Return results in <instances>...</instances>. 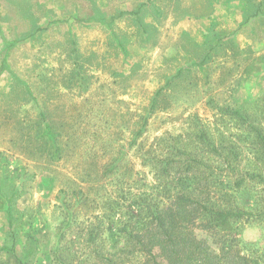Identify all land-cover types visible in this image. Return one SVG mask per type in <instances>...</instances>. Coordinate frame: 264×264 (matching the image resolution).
<instances>
[{
	"label": "rangeland",
	"instance_id": "1",
	"mask_svg": "<svg viewBox=\"0 0 264 264\" xmlns=\"http://www.w3.org/2000/svg\"><path fill=\"white\" fill-rule=\"evenodd\" d=\"M45 1L0 0V264H154L188 156L264 262V0Z\"/></svg>",
	"mask_w": 264,
	"mask_h": 264
},
{
	"label": "trees",
	"instance_id": "2",
	"mask_svg": "<svg viewBox=\"0 0 264 264\" xmlns=\"http://www.w3.org/2000/svg\"><path fill=\"white\" fill-rule=\"evenodd\" d=\"M200 138L203 139V134ZM213 150L210 144L208 152ZM190 158L188 156L189 164L185 165L186 170L179 178L187 181L190 178L193 187L183 182L166 203L149 205L147 211L139 204L135 211H146L153 225L143 232L130 231L126 234L128 240L139 244L154 264H159L156 257L161 255L167 264H264L260 259L242 253L237 238L229 229L230 222L250 217L251 212L240 207L215 208L207 193L201 190L202 180L207 179L206 170ZM241 180L236 178L233 187H239ZM197 229L214 240L211 242L199 235ZM212 244L217 245L213 247Z\"/></svg>",
	"mask_w": 264,
	"mask_h": 264
},
{
	"label": "crops",
	"instance_id": "3",
	"mask_svg": "<svg viewBox=\"0 0 264 264\" xmlns=\"http://www.w3.org/2000/svg\"><path fill=\"white\" fill-rule=\"evenodd\" d=\"M20 2H22L21 4H23L24 5V7H22L21 8V11H33V10H35L36 11V9L37 8H29L28 6L29 5H31L32 3H33V1L34 0H19ZM38 1H40V0H37V2ZM45 1V0H44ZM45 2H47V3H52V4H54V5H57V4H59V3H62L63 5H66L67 4V0H46ZM248 2H250V0L249 1H246V5L244 6V2L243 1H240L239 2V4L241 3V8H240V10H242V14H243V9H245L246 11L248 10ZM223 4H224V6L225 5H227L228 4V0H224V2H223ZM258 4V3H257ZM53 5V6H54ZM251 5V4H250ZM249 5V6H250ZM259 5V4H258ZM36 6V5H35ZM213 6H214V8H215V3L213 2ZM234 6H236L235 4H234ZM244 6V7H243ZM243 7V8H242ZM258 8V6L256 5V9ZM71 11H75V8H73ZM245 19H247V15H246V17H245Z\"/></svg>",
	"mask_w": 264,
	"mask_h": 264
}]
</instances>
